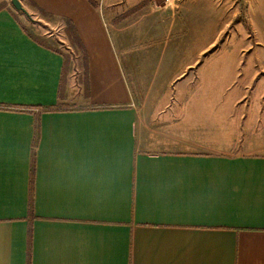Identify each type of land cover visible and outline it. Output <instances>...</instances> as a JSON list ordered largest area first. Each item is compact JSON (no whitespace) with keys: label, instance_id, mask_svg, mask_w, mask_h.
<instances>
[{"label":"crops","instance_id":"crops-1","mask_svg":"<svg viewBox=\"0 0 264 264\" xmlns=\"http://www.w3.org/2000/svg\"><path fill=\"white\" fill-rule=\"evenodd\" d=\"M33 1L74 24L88 90L0 10V264H264V153L230 152L227 135L176 140L114 38L123 16L173 15L183 0ZM242 2L233 19L263 17L264 0Z\"/></svg>","mask_w":264,"mask_h":264},{"label":"rangeland","instance_id":"rangeland-1","mask_svg":"<svg viewBox=\"0 0 264 264\" xmlns=\"http://www.w3.org/2000/svg\"><path fill=\"white\" fill-rule=\"evenodd\" d=\"M7 1L36 36L55 33L50 44L73 60L70 81L80 76L83 82L82 60L74 61L81 53L61 34L65 23L43 17L24 0L34 19L43 21L34 24ZM242 1L183 0L173 15H126L122 30L114 33L138 99L153 103L162 129L182 143L203 132L214 143L229 136L230 152L264 153L263 0V17L252 23L233 19L237 8L243 14Z\"/></svg>","mask_w":264,"mask_h":264},{"label":"trees","instance_id":"trees-1","mask_svg":"<svg viewBox=\"0 0 264 264\" xmlns=\"http://www.w3.org/2000/svg\"><path fill=\"white\" fill-rule=\"evenodd\" d=\"M92 6L97 7L98 4L94 1V0H88ZM30 4L35 7L38 12L44 16V17H49V18H53V16L51 14H48L47 12H45L42 8H40L33 0H29ZM8 3L7 2H3L2 4H0V10L2 8H6L8 7ZM14 13V12H12ZM15 16V13H14ZM17 17V16H16ZM33 17V15H32ZM124 17V16H123ZM34 18V17H33ZM31 21V20H30ZM63 23H65L66 27L64 29V32L66 34L67 40L69 41L71 47H73L74 49H76L78 52H80L81 57H82V61H81V65L83 66V71H84V82H85V89L88 90V80H87V74H88V57H87V52L86 49L82 43V40L74 26V24L72 23L71 20L69 19H62ZM34 22V24H41L42 22H40L39 20H34L32 21ZM24 30L26 31V33H28V35L34 40L36 41L38 44L42 45V46H46L52 50H54L55 52L61 54L64 56L65 58V64H64V71H63V78H62V82L63 79L65 80L67 77V74L71 71L72 67H71V58L68 55H65L64 53H62L60 50H58L57 48L53 47L50 44L49 41V36L45 35V36H36L34 33H32L30 30H28V28L23 27ZM54 108H47L45 109V111H54ZM34 170H35V152L33 153V165H32V174L34 175ZM32 190H33V176H32ZM34 216V199L33 197H31L30 199V217L33 218Z\"/></svg>","mask_w":264,"mask_h":264},{"label":"water","instance_id":"water-1","mask_svg":"<svg viewBox=\"0 0 264 264\" xmlns=\"http://www.w3.org/2000/svg\"><path fill=\"white\" fill-rule=\"evenodd\" d=\"M11 4L14 9L22 14H24L29 20L34 21L35 19L32 17L30 12L25 8L21 0H11Z\"/></svg>","mask_w":264,"mask_h":264}]
</instances>
